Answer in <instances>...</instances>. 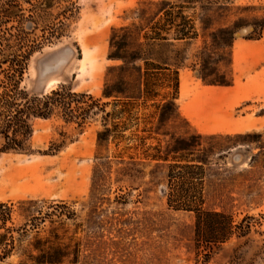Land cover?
<instances>
[{"label":"rangeland","instance_id":"374dc122","mask_svg":"<svg viewBox=\"0 0 264 264\" xmlns=\"http://www.w3.org/2000/svg\"><path fill=\"white\" fill-rule=\"evenodd\" d=\"M12 1L0 60L28 57L0 90L74 96L0 153V264H264V0H50L38 17ZM174 164L200 167L182 173L202 211L248 233L197 234L167 205Z\"/></svg>","mask_w":264,"mask_h":264},{"label":"trees","instance_id":"16d2710c","mask_svg":"<svg viewBox=\"0 0 264 264\" xmlns=\"http://www.w3.org/2000/svg\"><path fill=\"white\" fill-rule=\"evenodd\" d=\"M26 3L30 4V2ZM20 7L16 1L8 0L2 4L0 15L7 22L12 19L18 21L17 18L22 19V16L19 17L22 15ZM31 8L34 9L35 17H38L39 13L48 12L51 3L50 0H39L36 4L31 5ZM33 19L34 17L29 19L31 24L34 23ZM219 33L228 35L226 41L231 44L233 31L223 28L219 30ZM50 36L52 37L54 34L51 33ZM27 57L28 54L21 55L19 58L3 57L0 60V74L3 73L5 79H12L15 83V80L21 78L24 73ZM109 59L118 60L120 57L110 55ZM3 65H6L5 70L1 68ZM104 90H114V88L105 87ZM103 95L110 96L106 93ZM71 96L74 95L64 92L63 89L35 97L29 96L23 90H0V153L22 152L24 142L32 134L30 121L32 119H49L56 108L61 110L65 108L66 100ZM200 137L197 136L198 139ZM177 143L181 145L173 149L175 152H184L190 147L187 140L184 139ZM196 167L193 165L180 166L179 164L169 167L166 185L167 205L175 210L193 213L196 217L197 234L199 232L202 236H209L216 242L226 240L235 229L239 230L240 236H245L248 233V228L231 226V219L221 213L202 211L203 200L199 184L195 182L193 175L182 173L183 171L199 170L200 167ZM202 226H205V232H202Z\"/></svg>","mask_w":264,"mask_h":264},{"label":"crops","instance_id":"0c3cea01","mask_svg":"<svg viewBox=\"0 0 264 264\" xmlns=\"http://www.w3.org/2000/svg\"><path fill=\"white\" fill-rule=\"evenodd\" d=\"M230 92V90H199V93L201 94V95H207V98L209 99V96H212L213 94H216V93H224V94H226V93H229ZM205 99V98H204ZM205 99L204 100V102H209V101H215L216 99ZM179 101V99H174L173 100V102H178ZM251 105H249V104H247V105H245V107L243 108V109H241V110H239V109H237V110H234V112L236 113H239L240 112V114H242V112L245 110V109H247V108H249ZM209 108H211V106H209ZM179 109V108H178ZM250 114L249 113H244L243 115H241V118L242 119H244V118H246L247 116H249Z\"/></svg>","mask_w":264,"mask_h":264},{"label":"bare ground","instance_id":"6f19581e","mask_svg":"<svg viewBox=\"0 0 264 264\" xmlns=\"http://www.w3.org/2000/svg\"><path fill=\"white\" fill-rule=\"evenodd\" d=\"M82 55H83V57H82V64H83V66H84V65L86 64V62H88L89 60H90L89 62H93V61H91V59H92L91 56L88 54V52H87L86 50L83 51V54H82ZM87 60H88V61H87ZM89 62H88V63H89ZM181 82H182V84H185V83H184V80H182Z\"/></svg>","mask_w":264,"mask_h":264}]
</instances>
